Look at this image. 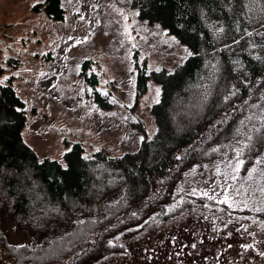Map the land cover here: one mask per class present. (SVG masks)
I'll return each mask as SVG.
<instances>
[{"label":"trees","instance_id":"obj_1","mask_svg":"<svg viewBox=\"0 0 264 264\" xmlns=\"http://www.w3.org/2000/svg\"><path fill=\"white\" fill-rule=\"evenodd\" d=\"M130 3L141 20L158 23L191 52L172 70H147L135 51L137 95L150 78L160 86L159 99L149 107L156 131L147 138L144 121L133 120L144 135L135 149L86 155L76 141L65 150L64 163L42 156L22 135L25 101L8 75L0 84V264H91L119 246L109 243L113 235L138 231L152 213L177 215L207 202L213 194L199 195L183 181L214 162L242 159V177L255 165L251 176L258 180L259 200L253 213L264 219V163L256 160L264 157V135L249 127L259 128L264 115V0ZM31 9L54 20L65 16L62 0L39 1ZM13 61L19 59H6ZM87 66L88 58L79 74L91 83L95 102L110 107L97 88L98 74H88ZM4 70L0 66V78ZM245 133L252 135L247 146L240 144ZM3 218L39 239L11 242Z\"/></svg>","mask_w":264,"mask_h":264},{"label":"rangeland","instance_id":"obj_2","mask_svg":"<svg viewBox=\"0 0 264 264\" xmlns=\"http://www.w3.org/2000/svg\"><path fill=\"white\" fill-rule=\"evenodd\" d=\"M39 1L0 0V79L14 75L12 85L25 101L24 139L40 155L64 163L65 150L76 141L86 155L135 149L144 135L133 120L142 119L151 138L156 123L149 107L160 86L150 78L137 95L135 51L147 70H172L191 53L186 44L158 23L141 20L130 0H62L63 20L32 10ZM9 56L19 61L8 63ZM87 58V73L98 74L97 88L110 107L95 102L91 83L79 74ZM238 170L230 160L189 172L183 186L213 194L207 202L177 215L152 213L138 231L113 235L119 246L91 264H264V219L253 213L258 180ZM225 189L231 202L223 199ZM2 228L13 243L39 239L11 218H3Z\"/></svg>","mask_w":264,"mask_h":264},{"label":"snow or ice","instance_id":"obj_3","mask_svg":"<svg viewBox=\"0 0 264 264\" xmlns=\"http://www.w3.org/2000/svg\"><path fill=\"white\" fill-rule=\"evenodd\" d=\"M262 10H264V9H262ZM4 79H7V77H5ZM3 82H4V80H0V84H2ZM156 92H157V95H158L159 92H160V89L157 88V89H156ZM224 99L227 100L228 97L226 96V97H224ZM262 112H264V108H262ZM259 120L262 122V123H261V126H260L259 128H257V125H255V124H250L249 127L252 129V132H253V133H255L256 131H260L261 134L264 135V115H261V116L259 117ZM242 123H243V122H242ZM237 134H239V129H237ZM244 136H245V138L242 139V140L240 141V144H241V145H244V146H247L248 144L251 143L252 135L249 134V133H245ZM141 139H143V137H141ZM235 151H236V155H237V157H239V156L241 155L240 148L237 147V149H236ZM256 160H257V161H260V162H262V163H264V157L257 156V157H256ZM243 163H244V162H243L242 159H238V160L236 161V170H238V169L241 167V165H242ZM65 167H67V165H65ZM254 171H256V167H255V165H253V167H251V168L248 169L249 175L251 176V174H252ZM231 178H232V179H235L234 176L231 177ZM261 191L264 192V189H261ZM197 194L207 196V195H208V192L205 191V192L197 193ZM223 199H224L225 202H231V197H230V195L228 194L227 189H225V192H224V194H223ZM233 206H235V205H233ZM245 206H247V204H245ZM109 243L111 244L112 241L110 240ZM244 247H248V245H244ZM262 255H264V253H262Z\"/></svg>","mask_w":264,"mask_h":264}]
</instances>
